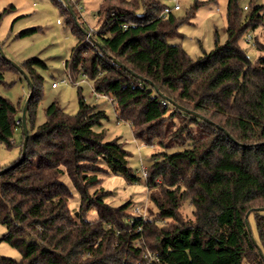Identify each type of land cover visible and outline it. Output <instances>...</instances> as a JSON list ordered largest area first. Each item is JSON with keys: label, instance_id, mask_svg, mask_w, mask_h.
<instances>
[{"label": "trees", "instance_id": "16d2710c", "mask_svg": "<svg viewBox=\"0 0 264 264\" xmlns=\"http://www.w3.org/2000/svg\"><path fill=\"white\" fill-rule=\"evenodd\" d=\"M141 4L138 13V0H103L91 40L82 17L74 11L75 19L63 0L60 8L76 35L66 61L76 73L72 79L88 76L134 136L155 147L144 176L146 216L127 212L130 201L112 206L105 200L101 173L131 182L140 177L120 137L105 139L104 109L88 104L79 90L77 113L55 101L35 125L43 80L36 66L45 63L29 58L20 65L32 82L25 156L21 149L16 162L0 165L7 168L0 173L3 240L23 258L0 255V264H136L148 250L158 256L153 264H264V54L252 62L239 44L259 21L264 26L263 5L244 15L238 0H229L226 41L216 32L215 47L193 58L170 42L180 36L176 15L163 17L159 0ZM256 44L264 53V41ZM6 69L25 78L0 53V82ZM17 111L0 95V145L8 149L17 127L24 144ZM73 188L80 195L78 215L69 206ZM186 201L192 216L181 211ZM92 208L95 220L87 219ZM251 217L256 236L247 225Z\"/></svg>", "mask_w": 264, "mask_h": 264}, {"label": "rangeland", "instance_id": "374dc122", "mask_svg": "<svg viewBox=\"0 0 264 264\" xmlns=\"http://www.w3.org/2000/svg\"><path fill=\"white\" fill-rule=\"evenodd\" d=\"M72 8L84 21L87 29L98 28L97 12L101 8L103 0H71ZM138 13H143L141 0ZM162 4L173 5L172 0H159ZM229 0H180L181 9L175 11L180 22L178 31L180 36L170 40L179 43L193 58H198L204 52H209L215 47L216 32L220 43L227 39V7ZM62 0H0V48L4 57L18 65H22L29 58H39L44 63L37 65L38 73L43 77L41 93L34 106V123L41 124L46 119L45 109L53 102H58L68 113L75 114L80 107L79 90L85 101L91 105H98L104 109L107 117L103 120L102 128L105 130V139L111 140L120 137L124 146L130 151L129 165L140 179L129 181L123 175L113 173H101L103 187L109 191L105 198L112 206H120L131 202L127 212L136 214L137 209L146 210L150 205L146 178L141 172L142 165L149 166L148 157L155 151V147L143 143L134 136L129 122L118 117L110 100L98 97L94 93L92 80L85 74H79L75 84L70 79L65 66L71 57L72 48L76 44V35L71 24L67 22V14L60 8ZM68 4H70L68 2ZM71 5V4H70ZM256 5H263L264 0H238V6L244 15ZM248 6L249 10H244ZM81 26V27H83ZM25 36L18 33L25 29H32ZM253 36L251 41H246V35ZM264 41V26L259 21L258 27H251L239 40L240 46L247 53L252 62H256L264 54L256 44ZM73 73L72 76L74 78ZM58 82V87L52 84ZM0 95L10 99L17 107V115L22 118L23 107L29 96V84L21 74L12 69L4 71V81L0 82ZM21 109V110H20ZM31 121V112H27V122ZM22 128L17 127L14 133L15 145L8 149L4 144L0 145V165L10 166L20 158ZM158 149V148H157ZM63 179L69 184V179ZM73 198L70 200V208L78 215L80 195L73 188ZM184 215L192 216L194 206L186 201L181 209ZM139 213L140 210L138 211ZM98 212L92 208L87 219L95 220ZM250 228L256 236V222L250 218ZM7 227L0 221V255L16 260L23 258L22 252L3 240Z\"/></svg>", "mask_w": 264, "mask_h": 264}, {"label": "built area", "instance_id": "2783aa9c", "mask_svg": "<svg viewBox=\"0 0 264 264\" xmlns=\"http://www.w3.org/2000/svg\"><path fill=\"white\" fill-rule=\"evenodd\" d=\"M173 1V5H165L164 7V10L162 12V16L163 17H167L169 16L171 13H174L175 11H178L181 9V4H180V0H172ZM245 8L247 9L248 6H245ZM94 29H90L88 34H87V40H91V34H92V31ZM253 39V36L250 35V34H247L246 35V41H251ZM65 66L68 70V74H69V77L70 79H72V75H71V72H70V69H69V66L67 65V63H65ZM72 81L75 83V84H79V81L77 79L73 80ZM53 87H58V82H54L52 84ZM94 89V88H93ZM94 93L98 96V97H101V98H105V99H108L110 101H113L107 94H102V93H98V92H95L94 90ZM141 172L143 174V176H147V166L145 165H142V168H141ZM140 210L141 213H139L138 211ZM136 214L138 215H141L143 217L146 216V210H143V209H137L136 210ZM158 260V256L151 252V251H146L143 255V259L142 260H139L136 264H153L155 261Z\"/></svg>", "mask_w": 264, "mask_h": 264}, {"label": "water", "instance_id": "95a60500", "mask_svg": "<svg viewBox=\"0 0 264 264\" xmlns=\"http://www.w3.org/2000/svg\"><path fill=\"white\" fill-rule=\"evenodd\" d=\"M63 1L68 5V7H69V9H70V11H71V14H72V15L74 16V18L76 19V14L74 13V10H73L72 6H71L70 4H68L69 1H68V0H63ZM76 21H77V20H76ZM77 23H79V22L77 21ZM87 34H88V32H87ZM0 53H1L2 57L5 56L1 48H0ZM4 58H5V57H4ZM6 59H7V58H6ZM8 60H9V59H8ZM10 61H11V60H10ZM11 62H12V64H13L16 68H18V69L20 70V72L24 75V77L26 78V80H27V82L29 83V85L32 86V82H31V80H30L28 74H26V72L20 67V65L14 63L13 61H11ZM118 63H119V62H118ZM31 96H32V94H29V96H28V98H27V101H26V103H25V105H24V107H23L22 118H21V120H22V127H23V133H24V136H25V138H24V144H23V148H22V155H23V156H25V151H26V147H27L28 139H29V129H28V124H27V110H28V106H29V102H30ZM179 108L182 109V110H184V111H187V109H185V108H183V107H179ZM6 169H7V168L0 170V173L4 172ZM259 210H264V207H260ZM247 225H248V228H249V232L252 233L248 221H247ZM252 238H253L255 244L257 245V242H256L255 238H254V237H252ZM260 252H261L262 256L264 257V255H263V253H262L261 250H260Z\"/></svg>", "mask_w": 264, "mask_h": 264}]
</instances>
